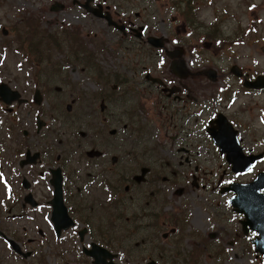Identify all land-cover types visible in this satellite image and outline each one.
Segmentation results:
<instances>
[{
	"label": "flooded vegetation",
	"instance_id": "af4514ba",
	"mask_svg": "<svg viewBox=\"0 0 264 264\" xmlns=\"http://www.w3.org/2000/svg\"><path fill=\"white\" fill-rule=\"evenodd\" d=\"M212 3L0 0V86L5 98L11 99L5 103L0 96V113L13 126L15 109L28 104L22 96L21 67L32 71L47 65L53 50L69 49L71 61L85 60L92 66L112 63L117 52L132 72L115 78L111 88L114 95L124 87L123 129L134 137L126 155L97 150L89 156L88 146L82 144L66 153L62 140L54 157L47 146L27 148L22 155L20 144L14 143L12 156H22L17 165L28 169L30 181L27 190L22 185L26 177L18 182L27 191L22 202L17 197L11 207L1 203L8 214L0 210V240L18 262L206 264L207 259L222 257L228 243L245 252V239L254 260L264 262V254L252 244L258 234L250 229L245 234L244 217L233 209L241 217V228L231 240L223 224L214 229L213 206H218L211 202L215 194L228 195L229 203L232 193L226 188L264 163V135L258 133L264 129V86L254 85L264 82V41H239L247 34L255 36L259 32L255 23L262 22L254 11L237 23L233 38L221 37L224 12L213 15L209 26L200 25L204 20L197 9ZM200 28L202 38L196 35ZM85 48L93 55L84 58ZM34 87L32 103L38 90ZM99 94L104 104L107 94ZM22 99L25 103L20 104ZM152 127L158 131L155 146L160 154L140 142ZM21 135L26 137L27 132ZM27 151L39 158L21 167ZM252 159L245 172L233 171L232 162L239 161L242 168ZM206 161L215 170L207 171ZM213 175L215 180L208 179ZM15 209L19 212L13 213ZM15 222L24 225L19 229Z\"/></svg>",
	"mask_w": 264,
	"mask_h": 264
},
{
	"label": "rangeland",
	"instance_id": "374dc122",
	"mask_svg": "<svg viewBox=\"0 0 264 264\" xmlns=\"http://www.w3.org/2000/svg\"><path fill=\"white\" fill-rule=\"evenodd\" d=\"M200 3L198 2V4ZM197 11L198 15L204 20V23L200 24L202 27L212 24L214 22L213 15L216 16L217 12H224L222 15L224 28H220L221 37L230 39L233 38V34L236 32L237 23L243 20L242 17L256 11L258 19L262 22L261 24L255 23L259 26V32L255 36L247 34L239 41H264V0H213L211 6L209 4L203 5ZM197 31V37L204 36L203 29L200 28ZM85 53L84 58L92 56L93 50L85 48ZM71 54L72 52L69 49L65 51L53 50L47 65L36 66L32 69L33 72L30 71L31 68L21 67L22 71L19 76L22 96L28 100V104L15 109L17 111L15 126L12 125L6 114L0 113V143L3 145V147L0 145V210H5V215L8 214L7 208L1 203L11 207L10 204L17 197H20L22 202V198L27 191H24L18 182L23 176L27 178V181H30L28 169L20 170L17 165L22 156H20L21 158L12 156L14 143L20 144L22 155H24L27 148L34 151L47 146L53 157L59 154L57 149L61 146L58 145L60 140L63 141L62 146H64L66 153L79 149L77 144L87 145L86 154L89 156L97 154V150L102 153H108L112 150L110 155L120 157L123 156V153L126 155L130 150V145L134 144L132 143L134 137L130 135V132L122 129L123 124L126 122L127 111L125 105L120 102L121 90H124V87L120 89L121 94L117 91L113 95L111 89L113 83L115 84V78H119L120 75L125 76V78L131 75L132 72L128 71L127 63L119 60L117 52L114 56L116 59H112V63L103 62L96 66L89 65L85 60L77 63L71 61ZM96 58H101L98 53ZM7 67L11 70L12 64ZM30 75H35L36 79L32 81ZM96 78L100 81L97 82ZM34 86H37L38 90L41 91L42 102L39 106L32 103ZM59 90L62 91L59 92ZM99 93L107 94V97L103 99L105 106L103 112H100L102 98ZM71 102L73 103L71 104ZM67 105L71 106L70 112L66 110ZM36 115L45 123L38 134L35 132L37 129L35 124ZM6 124L11 126L10 131L4 129ZM112 129H116L117 132L115 135L110 136L108 132ZM24 131L27 132L26 137L21 135ZM147 133V136H144L140 141L143 147L155 148V154H160L161 152L155 146L158 131L152 127V130L149 128ZM258 133L264 135V129ZM65 139L66 142H64ZM73 141L76 143L75 146ZM91 148H96V150H90ZM30 154L32 153L30 152ZM204 165L207 171H213L216 168L211 161H206ZM262 170H264V163L257 165L251 174L236 178L235 181L250 182L257 172ZM214 176H208V179L210 177V179L215 180L217 177ZM39 186H41V183ZM228 198V195L213 194L211 202L213 205L218 206H213L214 229L220 230V224H223L228 230L230 239V236L237 229L240 230L239 220L241 217L231 210L232 208L227 201ZM12 212L18 213L19 211L15 209ZM22 221L24 220L22 219ZM215 223L217 227H215ZM17 224L20 229L24 222H15L14 226ZM26 224L28 225V222ZM243 247L248 249L242 253L240 247L235 245L231 248V244L228 243V250L222 257H213L212 260L207 259L206 264H264V262L261 263L263 259L254 260L247 239L244 240ZM11 255V252L5 248L0 240V264H28L18 262Z\"/></svg>",
	"mask_w": 264,
	"mask_h": 264
},
{
	"label": "water",
	"instance_id": "95a60500",
	"mask_svg": "<svg viewBox=\"0 0 264 264\" xmlns=\"http://www.w3.org/2000/svg\"><path fill=\"white\" fill-rule=\"evenodd\" d=\"M264 80V79H263ZM247 85H253V84H247ZM254 85L257 86H264V82H256ZM3 86H0V96L1 99L5 103H10L11 99H6L4 94H2ZM15 97L18 98V94L15 95ZM33 102L36 105H40L42 102V97L39 92V90L35 91ZM25 103V100H20V104ZM73 102H71L72 104ZM70 105H67L66 110L70 111ZM105 106L103 102L100 103V111L103 112ZM37 130L39 131L43 126L44 122L37 117ZM116 133V130H110L109 135H114ZM216 142V141H215ZM217 143V142H216ZM39 158V154H30L29 151L26 152L25 160H22L20 162V166L24 167L26 165H30L36 162V160ZM116 158H113L115 161ZM252 161H245L243 164V167H238V162H232L233 165V171L236 173L245 172L248 167L252 164ZM238 168H237V167ZM146 171V170H142ZM55 183L56 192L55 197L60 198L61 192H60V177L57 176ZM22 185L24 189H28L29 182L24 178L22 180ZM226 191H232L233 197L229 200L230 205L233 208V211H235L237 214L243 215L244 220L242 221V227L244 230V233L246 234L247 229H250L258 234V238L252 241L253 246L255 247V251L259 254H264V172L259 173L255 179L250 183H232L228 188H226ZM25 201H30V196L27 195L25 198ZM15 249L18 251V247L15 244H11Z\"/></svg>",
	"mask_w": 264,
	"mask_h": 264
},
{
	"label": "snow or ice",
	"instance_id": "6c2138e0",
	"mask_svg": "<svg viewBox=\"0 0 264 264\" xmlns=\"http://www.w3.org/2000/svg\"><path fill=\"white\" fill-rule=\"evenodd\" d=\"M163 61H161V63H162Z\"/></svg>",
	"mask_w": 264,
	"mask_h": 264
}]
</instances>
